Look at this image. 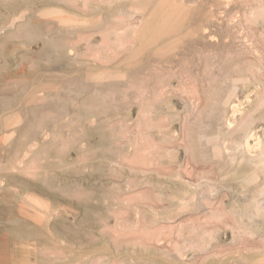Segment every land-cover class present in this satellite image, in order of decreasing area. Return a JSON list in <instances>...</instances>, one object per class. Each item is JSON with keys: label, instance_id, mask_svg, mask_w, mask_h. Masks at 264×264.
Instances as JSON below:
<instances>
[{"label": "rangeland", "instance_id": "1", "mask_svg": "<svg viewBox=\"0 0 264 264\" xmlns=\"http://www.w3.org/2000/svg\"><path fill=\"white\" fill-rule=\"evenodd\" d=\"M152 1L20 0L17 13L0 5L1 91L12 85L21 96L37 71L21 59L66 33L73 54L65 51L63 70L41 61L48 73L67 80L109 68L86 81L117 84L99 93L52 86L55 108L33 138L21 137L16 160L22 124L0 136V264H264V173L254 166L264 152V0H231L227 18L222 0ZM154 9L173 14L170 25L155 47L123 62L141 65L127 76L115 68L120 48L151 26ZM25 17L41 27L40 40L16 35ZM4 112L0 124L9 125ZM25 233L35 238L22 241Z\"/></svg>", "mask_w": 264, "mask_h": 264}, {"label": "bare ground", "instance_id": "2", "mask_svg": "<svg viewBox=\"0 0 264 264\" xmlns=\"http://www.w3.org/2000/svg\"><path fill=\"white\" fill-rule=\"evenodd\" d=\"M19 1L20 0H0V5L3 6L9 12H16V11H18V3H19ZM24 1L25 2H28V3H31L32 2V0H24ZM48 2H49V0H48ZM231 3H232L231 0H222V14L226 18L230 16V13H231V10H232ZM160 5H161V3H160ZM124 7H125V5H122L121 6V8H123V9H124ZM66 8H67V6H66ZM149 10H151V9H149ZM174 10L175 11H174L173 14H177L181 10V7L175 6ZM68 13H71V11L69 10ZM72 14H75V13H72ZM173 14L168 13V11L167 12L164 11V12L160 13L159 11H156L154 9V11H152L148 15V17L146 18V20H145L146 21V24H150L151 26L147 25L146 27H142V28H140V29L132 32L131 34H129V32H128L129 38L130 39L131 38L132 39L134 38L136 40V42H134V44L132 43L133 45L131 44L132 47H130V49H128L126 47L123 48V46H121L120 51L123 54L122 55V60H120V62L118 63V65L116 64L117 66L115 68L118 69V70H121V71H125L126 74H127V76H131V75H134L137 72H139L138 69L141 68V65H140V68H139V66H136L137 64L136 65H130V66H123V62H125L127 59H129L132 56V54H135V55L137 53L140 54V53H142L143 51H145L148 48L155 47L156 46V42H157V40L154 38L155 34H158L161 30L165 29L164 25H166V24L167 25H170V21H171V18L173 17ZM61 21L63 23H65V25H69V27H72V28H73V26H77V21L75 19H72V18H65V20L62 19ZM156 21H158V22H156ZM78 22H79V20H78ZM155 23H159V24L158 25H154ZM40 28L41 27L38 26L37 24L35 25L30 20V18L25 17L24 20L22 22H20V24L18 26V30L16 32V35L21 40H24L26 42L33 43L36 40H40L41 39V37H40V31H41V29ZM146 28H148V29H146ZM79 29L80 28H78V30ZM1 31H2V27H0V33H1ZM80 31H82V29H80ZM80 31H78V32H80ZM70 34L71 33H66L64 35H61L60 37L53 38L50 41H42L41 40L42 41L41 49L38 52H35L33 55L31 54V57H29V58L23 57L21 59L22 62L25 61V60H29V61H31L33 67L36 66L35 67L36 70H37L36 71V74L35 75H32V74H28L27 73L28 74L27 76L24 74L26 77L22 80L23 85H25L26 87H29L32 84L36 83L37 86H36L35 90L29 91L28 88L23 87L24 88V91L22 90L23 91V94L20 92L21 96L18 95L19 93H17V94L15 93L16 96H13V91L14 90L13 91H12V89L9 90L12 87V85H10L11 87L7 85L8 87H10L8 90H5L4 91L3 89H5V87H3V89H2L3 91L0 90V95H2V96H0L1 97L0 98L1 99L0 100V111L4 112L5 111L4 110L5 107H8L6 109H9V110H7V112L5 111L4 114L2 113L3 114L2 118L5 115H7V114H9V115L11 114L13 116L12 117V120H11L12 121L11 124L5 125V124H3V122H2V124H0V127H1L0 136H1V138L2 139H6V138H9L10 137V135L12 134V131H11L12 129L10 128L11 125L13 126V124H15V123H21L22 124L19 128H17L15 130L17 136L13 140L14 148H13V151L11 152V155H9V156H11V157H9L10 160L12 159V157L15 158V160H16L17 156H19V150H22V147H20V145H22L21 142H23V141H20L21 140V137L22 138H26V139L33 138L34 135H36L35 134V131H36V133H38L37 132L38 129L36 130V128H39V127H41V126H43L45 124V122H46V114H47L48 110L51 109V108L52 109L55 108V105L54 104H53L54 106H52L51 103L49 104L48 101H47V94H48V91L52 88V86L53 87H56V85L57 86H59V85L62 86V83H63V85L74 84V85H76V87H78V89L80 91H82V92L84 91V92H88V93H91L94 90H95L94 93H99L100 91L114 90V89L117 88L116 87L117 84H115V83H105V84L100 85V87H95L96 85L93 87V86L89 85L90 84L89 82L86 81L87 79H91L90 77H96V76H98V75H100L102 73H107L109 68L108 69H104V68H97L96 67V68H89V69H86V70H78V71L75 69L76 70L75 74H73V76L70 79L67 78V80L64 79L67 76V74H66V76L63 75L64 77L63 76L60 77L59 75H56L53 72L52 73H48L49 67L44 66V64L41 61L46 60L48 62L49 61L55 62L53 64V66H52L53 70H55L56 67H59V68H61L63 70V67H62L63 62H66L67 61V60L65 61V57H66L65 56V51L67 52L68 55H72L73 54V42L71 41L72 36ZM143 34H146V36L144 37ZM124 37H126V36H124ZM83 39L87 42V45H88L89 48L93 45L92 35L91 34H87V35L83 36ZM83 39H82V41H83ZM53 50L55 51L54 54L56 53L55 55L52 54ZM149 56H150V54L148 53V56H146L147 57L146 59H149L150 58ZM140 61H142V60H140ZM145 62L146 61H142V65H144ZM110 71H109V73H110ZM16 82H18V81H16ZM7 86H6V88H7ZM25 90H27V91H25ZM97 90H99V92ZM17 95L20 96V97H18ZM48 96H49V94H48ZM86 104H92V98H90L87 101ZM15 106H17V107H15ZM5 118H6V116H5ZM47 123H48V119H47ZM13 131H14V129H13ZM249 136H250V133H249ZM250 137H252V136H250ZM257 143H256V145H258ZM246 145H247V143H246ZM19 147L21 149H19ZM27 149L28 148H25L26 154L28 153ZM253 149L254 148H251L250 152H252ZM25 150H23L21 152H24ZM244 150H246V149H244ZM9 154H10V152H9ZM24 154H25V152H24ZM258 158L259 159L256 161V163L254 164V166H256L257 168H259L264 173V152H261L260 153V157L258 156ZM1 166L2 165H0V169L1 170H3V169L6 168L5 166H2V167ZM261 197H262V199L260 198L257 201L258 206H259L258 208L264 209V191L263 192L261 191ZM9 234H10V230H9ZM23 235L24 234H22V236ZM33 238H35V236L33 234H31V233H25V235L23 236V238L21 240L22 241H27V240L33 239ZM12 241H14V240H13L12 235L10 234V239H9V242H10V245H9L10 246V250H9L8 253H9V256H10L11 260H13L14 262H17V260L15 258L17 255H16V251L13 250V242ZM72 261H73V259H72ZM92 262H93V260H91L89 264H92Z\"/></svg>", "mask_w": 264, "mask_h": 264}]
</instances>
